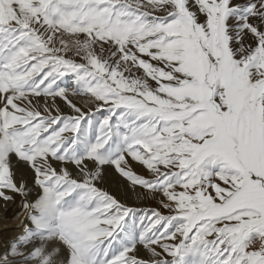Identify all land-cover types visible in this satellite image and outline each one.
Masks as SVG:
<instances>
[{
  "label": "snow or ice",
  "instance_id": "snow-or-ice-1",
  "mask_svg": "<svg viewBox=\"0 0 264 264\" xmlns=\"http://www.w3.org/2000/svg\"><path fill=\"white\" fill-rule=\"evenodd\" d=\"M17 196L0 264H264V0H0Z\"/></svg>",
  "mask_w": 264,
  "mask_h": 264
},
{
  "label": "rangeland",
  "instance_id": "rangeland-1",
  "mask_svg": "<svg viewBox=\"0 0 264 264\" xmlns=\"http://www.w3.org/2000/svg\"><path fill=\"white\" fill-rule=\"evenodd\" d=\"M134 168L138 172L144 171L143 168L139 164L134 165ZM146 174L147 173L145 172V175ZM98 186L116 195L117 198H120L126 201L129 205L136 206L139 208H145L146 206L148 208L158 207L156 201L151 198L137 200L133 194H131L130 192L128 193V190H127L128 182L122 177H120L114 171V169L108 168L106 170L104 180L102 183L98 184ZM34 195L35 193L32 194V196ZM21 211L22 210L20 208V197L19 196L16 197L14 203L9 202L6 207L5 205L1 203V200H0V238H6L9 236H12L15 233L20 231L22 227V222H26V217L23 214L17 217V213H20ZM4 229H8V231H4Z\"/></svg>",
  "mask_w": 264,
  "mask_h": 264
},
{
  "label": "bare ground",
  "instance_id": "bare-ground-1",
  "mask_svg": "<svg viewBox=\"0 0 264 264\" xmlns=\"http://www.w3.org/2000/svg\"><path fill=\"white\" fill-rule=\"evenodd\" d=\"M128 193H129V192H128ZM129 199H130V198H129ZM1 203H2L3 205H5V203H4L3 200H1ZM13 203H14V202H13ZM9 205H10V204H9ZM11 206H12V205H11ZM14 206H15V205H14ZM144 206H145V205H144ZM16 208H17V207H16ZM16 208H15V209H16ZM145 208H148V207L146 206ZM15 209H14V210H15ZM9 211H11V210H9Z\"/></svg>",
  "mask_w": 264,
  "mask_h": 264
}]
</instances>
